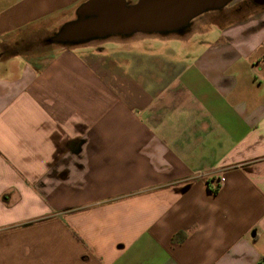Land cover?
Wrapping results in <instances>:
<instances>
[{
  "label": "crops",
  "instance_id": "obj_1",
  "mask_svg": "<svg viewBox=\"0 0 264 264\" xmlns=\"http://www.w3.org/2000/svg\"><path fill=\"white\" fill-rule=\"evenodd\" d=\"M83 1L0 0V264H264V7L48 42Z\"/></svg>",
  "mask_w": 264,
  "mask_h": 264
},
{
  "label": "water",
  "instance_id": "obj_2",
  "mask_svg": "<svg viewBox=\"0 0 264 264\" xmlns=\"http://www.w3.org/2000/svg\"><path fill=\"white\" fill-rule=\"evenodd\" d=\"M232 0H84L74 17L48 38L61 46H75L134 34L182 35L190 21L218 10Z\"/></svg>",
  "mask_w": 264,
  "mask_h": 264
},
{
  "label": "rangeland",
  "instance_id": "obj_3",
  "mask_svg": "<svg viewBox=\"0 0 264 264\" xmlns=\"http://www.w3.org/2000/svg\"><path fill=\"white\" fill-rule=\"evenodd\" d=\"M135 0H132V2H134ZM129 2V1H128ZM129 3H131V2H129ZM241 3H243V2H241ZM244 4H248L249 5V7L247 8V7H245V5ZM243 5H244V9L239 13V12H237V13H235V14H232V13H230V9H228V7H225L224 6V8L222 7V10L221 11H217V10H210V11H206V12H204V13H202L201 14V16H200V19L201 20H203L204 22L205 21H214V20H216V21H221V22H225V21H231V20H233L234 18H239V17H242V16H244V15H246L245 13H246V10H248V9H251L252 8V6H251V2H249V0H245V2L243 3ZM219 10V9H218ZM220 14H225V15H228V17L226 16V18H223V19H218L219 18V15ZM197 17H199V16H197ZM199 18H197V19H195V23H197V20H200ZM51 33L52 32H50V30H47V31H45L44 33H42V34H39L38 35V37H36L37 35H35V34H33V35H31V39L32 40H35V45L34 46H32V48L34 49V50H42L44 47H47V48H55L54 46H52V45H47V46H43V44L39 41V40H41V38L42 37H45V36H50L51 35ZM142 34H134V35H132V36H130V37H133V36H135V37H137V36H141ZM183 35V34H182ZM182 35H177V34H172V35H169V36H167V39H171L172 40V38H175V36H182ZM213 35V34H212ZM147 37H149V38H151V37H155V36H147ZM198 36L197 35H193L191 38H197ZM92 42V41H91ZM90 42V43H91ZM89 43V42H88ZM88 43H85V44H88ZM81 45H84V44H81ZM175 47H177V46H175Z\"/></svg>",
  "mask_w": 264,
  "mask_h": 264
},
{
  "label": "flooded vegetation",
  "instance_id": "obj_4",
  "mask_svg": "<svg viewBox=\"0 0 264 264\" xmlns=\"http://www.w3.org/2000/svg\"><path fill=\"white\" fill-rule=\"evenodd\" d=\"M126 1H129V2H132V0H126ZM136 1V0H135ZM134 1V2H135ZM233 1H231L230 3H228L225 7H228V9H230L231 11H230V13H232L233 11L234 12H236V11H242L243 9H244V5H245V7H249V5L247 4H244L243 5V3L245 2V0H242L241 2H243V3H241V2H238L237 4H234V3H232ZM249 2H251V6L253 7V6H261V7H264V0H249ZM224 8V7H223ZM222 10V8L221 9H219V10H217V11H221ZM201 16V15H200ZM226 16L228 17V15H225V14H220L219 15V18L218 19H223V18H226ZM192 25H193V23H191L190 24V26L188 27V31H190L191 30V28H192Z\"/></svg>",
  "mask_w": 264,
  "mask_h": 264
},
{
  "label": "trees",
  "instance_id": "obj_5",
  "mask_svg": "<svg viewBox=\"0 0 264 264\" xmlns=\"http://www.w3.org/2000/svg\"><path fill=\"white\" fill-rule=\"evenodd\" d=\"M217 189H215V191H216Z\"/></svg>",
  "mask_w": 264,
  "mask_h": 264
},
{
  "label": "built area",
  "instance_id": "obj_6",
  "mask_svg": "<svg viewBox=\"0 0 264 264\" xmlns=\"http://www.w3.org/2000/svg\"><path fill=\"white\" fill-rule=\"evenodd\" d=\"M217 189V188H216Z\"/></svg>",
  "mask_w": 264,
  "mask_h": 264
}]
</instances>
